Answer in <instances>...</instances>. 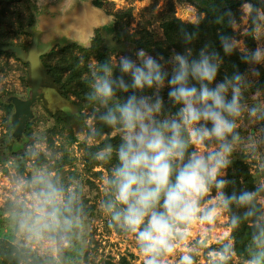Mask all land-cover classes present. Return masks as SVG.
I'll return each instance as SVG.
<instances>
[{
	"label": "clouds",
	"instance_id": "9594fccd",
	"mask_svg": "<svg viewBox=\"0 0 264 264\" xmlns=\"http://www.w3.org/2000/svg\"><path fill=\"white\" fill-rule=\"evenodd\" d=\"M245 8L250 34L264 41V0H246ZM214 23L234 27L236 21L225 10L214 16ZM195 35L184 31V43L191 44ZM217 39L226 56L239 48L230 35L218 32ZM239 50L247 69L220 81L216 78L222 57L207 42L195 53L191 47L173 53L167 61L170 70L164 69L162 57L155 58L143 48L135 51V60L121 55L118 62L109 59L89 69L84 98L93 108L94 123L88 126L86 138L101 134L97 125L119 136L115 147L107 143L94 154L100 161L113 156L116 160L104 181L111 199L102 207L134 237L142 264H196L197 250L184 244L189 230L194 224L214 221L232 205L243 212L232 213L230 225L235 228L242 219H251L255 229L247 264H264V179L252 190L224 191L231 181L223 177L236 149L242 146L255 154L264 145V99L260 98L264 90L257 87L252 94L259 95L251 103L245 98L258 84L256 66L264 65V43ZM114 68L119 75L114 76ZM165 86L174 112L165 109L160 95ZM130 89L134 91L126 99L118 97L117 92ZM144 89L152 91L135 94ZM244 116L258 124L259 135L253 131L241 136L238 127ZM258 170L264 173V161ZM231 252L230 243L210 249L208 264H226Z\"/></svg>",
	"mask_w": 264,
	"mask_h": 264
},
{
	"label": "rangeland",
	"instance_id": "374dc122",
	"mask_svg": "<svg viewBox=\"0 0 264 264\" xmlns=\"http://www.w3.org/2000/svg\"><path fill=\"white\" fill-rule=\"evenodd\" d=\"M4 1L7 0H0V4ZM13 1L11 10L21 5L25 13L28 9L23 3L32 5L35 24L31 31L37 39L35 44L40 52L66 43L82 42L78 44L90 45L96 32L104 37L103 45L107 43V36L116 41L112 13L129 8H132V18L127 25L130 34L146 27L157 38L164 37L161 16L168 0H107L103 8L94 6L91 0ZM174 1L175 15L178 18L187 22L198 21L199 11L194 2ZM245 2L241 4V20L234 26L233 38L238 42L239 48L247 47L245 39L249 32L246 8L243 9ZM254 40L255 47L264 43ZM118 45L119 49L112 54L114 63L115 60L118 62L121 55L136 59L134 43L124 40ZM92 62L95 64L96 60L93 58ZM259 66L264 68V65ZM27 70L28 67L14 57L0 55V95L4 99L10 94L21 97L29 94V86L23 81ZM257 87L258 84H254L245 93L249 103L259 95L252 94ZM260 98L264 99V95ZM69 99L73 100L74 97ZM75 104L80 113L85 115L84 122L80 125L74 120L77 124L66 123L64 129L60 121L47 117L38 108V115L31 122L28 136L21 144L10 141L13 128L8 125L9 107L0 106V238L8 236L14 241L21 240L43 255L47 264L52 258L58 264H101L102 257H112L114 261H118L121 255H127L131 261L141 263L142 257L134 237L122 229H114L109 221L110 215L102 207L108 191V186L104 183L108 177L107 171L102 167L88 171L84 165L81 141L94 143L93 138L87 139L85 135L86 126L94 123L93 111L81 108L76 102ZM257 129L258 124L249 121L246 116L239 121L238 131L242 137H247ZM71 132L79 137L80 143L66 145L63 150L57 149ZM257 134L259 135L258 131ZM9 145L16 151L5 154ZM64 155L67 162L59 169L57 160ZM233 157L243 158L248 163L257 182L264 179V173L258 170V165L264 161V145L259 146L255 154L244 150L242 146L238 147ZM18 168H24V173H20ZM95 171H102V174H96ZM63 184L65 188H62ZM70 195L80 204L86 202V206L96 205L100 212L92 218L62 217L61 207ZM228 217L227 212H222L210 223L194 224L191 227L184 244L197 250L196 264H208L207 254L210 249H219L225 242L233 245ZM168 264H172V261ZM226 264H247V261H242L232 251Z\"/></svg>",
	"mask_w": 264,
	"mask_h": 264
},
{
	"label": "trees",
	"instance_id": "16d2710c",
	"mask_svg": "<svg viewBox=\"0 0 264 264\" xmlns=\"http://www.w3.org/2000/svg\"><path fill=\"white\" fill-rule=\"evenodd\" d=\"M196 4L199 11L198 22L183 21L175 15V1L168 0L166 10L161 16V28L163 30L164 37L157 38L152 30L144 27L142 30H138L136 33L130 34L127 29V25L132 18V8L127 10H120L112 13V27L113 35L117 44L127 40L135 44V51L143 48L146 52L155 58L162 57L161 63L165 70H170L171 65L167 63L173 53H182L186 47H191L195 53L204 43H209L215 51L219 52L222 57V63L218 69L217 81L222 80L224 75H231L234 71L244 72L248 65H246L241 59L240 50L236 49L231 55H224L219 41L217 39L218 32L225 33L232 37L235 36L234 27L228 25H220L214 23V16L225 10L230 11L236 22L241 20L242 10L241 4L246 0H191ZM14 1L7 0L0 4V55L6 57H14L20 61L24 66L28 67V61L22 59L17 53L7 50L8 46H19L24 51H28L34 43L35 36L31 31V28L35 24V12L30 3H23L28 12L21 9V5L15 6L16 8L11 10V5ZM92 4L98 8H103L107 0H91ZM24 14V16H23ZM195 32V38L191 44H185L183 40V32ZM29 38H32L29 41ZM17 40V41H16ZM104 37L101 33L96 32L91 40L90 45H81L78 43H66L57 48L54 46L43 51L41 55V61L43 67L47 70L48 75L54 82L55 86L60 88L64 94L70 98L73 103H77L81 108H93L90 107L85 101V93L87 92V80L89 79V69L97 62H105L112 60V54L119 49L118 47H112L109 44L103 45ZM246 48L251 50L255 48V40L250 32L246 35ZM93 58L96 63L93 64ZM113 62V61H112ZM114 63V62H113ZM259 70V77H257L258 87L264 89V68L257 65ZM28 70L23 76L24 84L29 86L28 83ZM113 74L119 75L118 68H114ZM128 77H125L127 80ZM216 81L213 83L215 84ZM134 90L130 89L129 92H117L118 97L122 100L132 94ZM151 89H144L143 91L135 90L137 95H148L151 93ZM168 88L165 86L160 95L163 97L164 106L166 110L175 111L176 108L171 104L167 97ZM14 95V94H10ZM0 106H8L5 99L0 95ZM10 111V107L8 112ZM85 116V115H84ZM62 123V127L66 128V121L61 118H56ZM31 122L27 125V135L30 131ZM101 128V134L97 135L94 139V143L87 144V141H81V147L84 151V165L88 171H93L97 167H102L107 171V175H110V170L113 164L116 163L115 156L107 162L100 161L94 158V154L107 143H111L115 147L119 143L118 134L106 127L97 125ZM88 126H86L87 132ZM80 143V139L74 133H69L66 137V141L63 142L57 149H66V145H74ZM56 149V150H57ZM10 145L7 147L6 153L9 154L15 152ZM44 156V155H43ZM46 158V157H44ZM67 160L64 155L62 159L57 160L58 168L64 167V162ZM20 173H24V168H18ZM96 174H102V171H95ZM226 175L223 177L226 180L231 181L224 188L226 194H231L233 191L239 192L241 189L252 190L257 183L256 176L252 173L248 163L240 157H233L231 165L225 170ZM66 186L63 184L62 188ZM111 199V191L108 187V191L104 196L105 203ZM86 203V202H84ZM84 203L80 204L77 200L70 195L67 197L65 204L61 207L60 215L62 217L78 216L82 217H95L100 210L97 206H86ZM243 209L237 208L235 205L230 206V211L227 212L228 216L232 213L237 215L241 214ZM110 215V214H109ZM110 223L114 226V229L121 231L111 219ZM32 224V223H31ZM231 238L233 245H231L232 251L240 257L242 261H247L248 257L253 253L252 237L254 235V226L251 219H242L240 224L233 228L231 225ZM224 244H228L225 242ZM134 258L133 254L131 255ZM101 264H142L135 263L129 259L127 255H121L118 261H114L112 257H102L100 259ZM0 264H47L43 255L39 254L30 245L25 244L21 240L14 241L10 237L5 236L0 238ZM49 264H58L55 258L51 259Z\"/></svg>",
	"mask_w": 264,
	"mask_h": 264
},
{
	"label": "flooded vegetation",
	"instance_id": "af4514ba",
	"mask_svg": "<svg viewBox=\"0 0 264 264\" xmlns=\"http://www.w3.org/2000/svg\"><path fill=\"white\" fill-rule=\"evenodd\" d=\"M107 41V39H106ZM108 44V41H107ZM122 46V45H121ZM116 47L119 48L117 45ZM52 79H49L48 77H45L42 80V85L40 86L38 90V95L36 96V100L33 103L31 111H26L23 113H18L15 106L12 103H9L7 98L12 96L9 95L5 98V102L8 104L10 107V117H9V126L13 128V133L9 136L10 141L21 144L24 143V141L27 138V125L32 122L36 117H37V111L38 108L42 110L47 117L49 118H57L61 117L63 118L67 124H79L84 122V115L80 113L79 110L75 112L74 110L70 109L69 106L65 105L66 101L63 98V95L67 97L64 92L60 88H56V86ZM31 92V87L29 86V94L26 97H21V98H28L30 96ZM15 95V94H14ZM68 98V97H67ZM27 118V124L24 126L22 129V133L18 135L16 133V125L14 123H19V127H23V119ZM77 120V123H74Z\"/></svg>",
	"mask_w": 264,
	"mask_h": 264
},
{
	"label": "water",
	"instance_id": "95a60500",
	"mask_svg": "<svg viewBox=\"0 0 264 264\" xmlns=\"http://www.w3.org/2000/svg\"><path fill=\"white\" fill-rule=\"evenodd\" d=\"M35 41H37L36 38L34 40V43L32 44V46L27 52L24 51L19 46L5 47L7 50H11L17 53L18 56L28 61L29 63L28 83H29V86L31 87L30 96L28 98H21L18 95H12L7 98L8 102L12 103L15 106L18 113H23L29 110L31 111L33 103L36 100V96L38 95V90L40 86L42 85V80L45 77H48L49 79H51L47 73V70L42 65L41 55L43 51L40 52L37 50ZM107 41H108V44L111 45L112 47H116L118 45L116 41L112 40L111 36L109 37L107 36ZM56 88L58 89V87ZM63 98L66 101L65 105L69 106L70 109L77 112V110L79 109L78 106L75 103H73L69 98L65 97L64 95H63ZM27 120H28L27 118L23 119L22 128L19 127L20 120L18 123H14V125H16V131H17L16 133H18V135L22 133V129L24 128V126H26Z\"/></svg>",
	"mask_w": 264,
	"mask_h": 264
}]
</instances>
